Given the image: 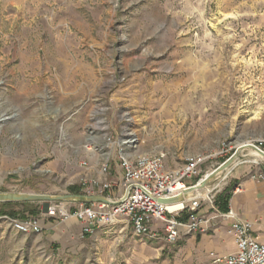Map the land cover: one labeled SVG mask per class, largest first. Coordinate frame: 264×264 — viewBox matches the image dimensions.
I'll use <instances>...</instances> for the list:
<instances>
[{
	"label": "rangeland",
	"instance_id": "rangeland-1",
	"mask_svg": "<svg viewBox=\"0 0 264 264\" xmlns=\"http://www.w3.org/2000/svg\"><path fill=\"white\" fill-rule=\"evenodd\" d=\"M102 126L135 134L141 152H166L168 170L208 157L202 177L240 145L264 150V0H0V193L63 195L99 177L86 148L102 142ZM248 152L209 198L235 176H264V160ZM4 209L38 219L42 232L18 233L0 216V264L184 259V238L142 239L125 219L83 234L82 222L50 217L42 202Z\"/></svg>",
	"mask_w": 264,
	"mask_h": 264
},
{
	"label": "built area",
	"instance_id": "built-area-1",
	"mask_svg": "<svg viewBox=\"0 0 264 264\" xmlns=\"http://www.w3.org/2000/svg\"><path fill=\"white\" fill-rule=\"evenodd\" d=\"M109 129L102 126L96 137L102 142L90 143L86 148L98 156L99 177L89 181L81 179L80 187L84 194H90L98 188L112 203L85 204L75 212L54 206L49 208L50 217L58 215L63 221L75 218L84 224L83 234L92 233L96 225H113L117 220L125 219L132 225L136 236L162 240L167 244H175L187 235H209L214 231L216 221H227L228 234L234 237L236 249L226 256L212 254L210 264H264V242L254 236L252 223L237 218L230 208L227 212L219 211L215 207L214 196L212 199L209 196L207 199L193 196L182 202V207L176 210L158 201L178 196L191 186L198 185L206 176L202 177L201 165L208 157L188 156L181 166L168 170L166 152H141L135 134L115 132L114 135ZM82 165L86 169L89 167L86 161ZM113 166L118 169L115 176L112 174ZM112 176L114 180H111ZM250 177L264 182L262 173ZM187 180H194V183H188ZM242 190V184L236 182L231 192L237 194ZM206 201L209 204L207 212L212 210L210 215H205L202 209V202ZM12 224L18 233L42 232L36 218L23 221L14 219Z\"/></svg>",
	"mask_w": 264,
	"mask_h": 264
},
{
	"label": "crops",
	"instance_id": "crops-1",
	"mask_svg": "<svg viewBox=\"0 0 264 264\" xmlns=\"http://www.w3.org/2000/svg\"><path fill=\"white\" fill-rule=\"evenodd\" d=\"M235 179L242 184L243 190L237 194L231 192L229 208L237 218L252 223L254 236L264 242V182L245 176H235ZM214 224L215 229L209 235L184 237L185 243L180 250L184 259L180 264H210L212 254L226 256L235 251L234 237L228 234L229 222L216 221Z\"/></svg>",
	"mask_w": 264,
	"mask_h": 264
},
{
	"label": "water",
	"instance_id": "water-1",
	"mask_svg": "<svg viewBox=\"0 0 264 264\" xmlns=\"http://www.w3.org/2000/svg\"><path fill=\"white\" fill-rule=\"evenodd\" d=\"M254 149L256 150L260 156L264 159V151L260 149L255 144H243L240 145L235 153L231 155L225 162H223L220 166L214 169L209 176L204 177L203 180L195 186H191L187 190L183 191V193L178 196L166 198V199H158V201L162 204L173 205L178 202H184L189 198L194 196V193L197 189H203L214 184L213 181L218 175L223 174L229 169L232 170L235 163L241 157V153L246 150ZM42 202L45 205V212H48L50 208V204L52 203H62V202H77L81 204H96V203H106L111 204L112 202L101 195H86V194H63V195H46V194H35V193H0V203H35Z\"/></svg>",
	"mask_w": 264,
	"mask_h": 264
},
{
	"label": "trees",
	"instance_id": "trees-1",
	"mask_svg": "<svg viewBox=\"0 0 264 264\" xmlns=\"http://www.w3.org/2000/svg\"><path fill=\"white\" fill-rule=\"evenodd\" d=\"M69 191L72 193V194H83L82 192V188L80 186H71L69 188ZM230 196H231V190L229 189H225L222 193L218 194L216 197H215V207L221 211V212H227L229 210V199H230ZM22 205V206H26L28 205L29 203H2L0 204V216H7L9 217L10 219H18L19 216H20V212H16V211H11V210H5L4 208H7V207H10V206H13V205ZM38 211L36 210H30V214L31 215H35L37 214ZM22 219H26L25 218H22Z\"/></svg>",
	"mask_w": 264,
	"mask_h": 264
},
{
	"label": "bare ground",
	"instance_id": "bare-ground-1",
	"mask_svg": "<svg viewBox=\"0 0 264 264\" xmlns=\"http://www.w3.org/2000/svg\"><path fill=\"white\" fill-rule=\"evenodd\" d=\"M248 153H249V155H251L252 157L257 158V159L260 160V161L264 160V159L260 156V154H259L256 150H254V149H249V152H248ZM244 156H245V155H244ZM230 170H231V169H229L228 171L224 172V173L221 174V175H218V176L213 180V181H217V180H218L217 183H214V187H218V186L220 185L219 182L223 181V180L228 176V174L230 173ZM209 174H210V173H209ZM209 174L206 175L205 177L209 176ZM210 191H211V187H210V186L205 187V188H203V189H197V190L195 191V193H194V196L197 197V198H204V199H207L208 196H209ZM170 207L173 208L172 210L179 209V208L182 207V202H178V203H175V204H173V205H170Z\"/></svg>",
	"mask_w": 264,
	"mask_h": 264
}]
</instances>
